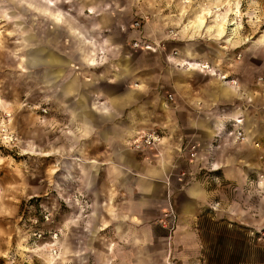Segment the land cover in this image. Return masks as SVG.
Instances as JSON below:
<instances>
[{
	"label": "rangeland",
	"instance_id": "obj_1",
	"mask_svg": "<svg viewBox=\"0 0 264 264\" xmlns=\"http://www.w3.org/2000/svg\"><path fill=\"white\" fill-rule=\"evenodd\" d=\"M28 2L0 0V264H93L71 259L69 200L56 197L54 188L57 162L62 157L70 159L71 136L61 134V127H69L70 122L60 119L68 105L61 104L58 91L48 87L45 91L40 84L50 78L55 88L66 76L60 90L69 99L76 76L69 71L77 70L72 58L78 50L67 26L40 15L35 8L39 0ZM59 7L108 50L113 40L121 42L125 96L111 103H124V99L141 103L133 137L156 129L164 139L172 125L170 109L177 103H199L200 87L209 81L211 68L218 73L212 95L234 92L220 90L219 74L224 72L227 78L222 81L237 90L240 85L234 80L231 84V79L249 84L251 114L254 108L257 113L264 111V0H60ZM217 13L230 18L220 32ZM200 15L206 26L190 25ZM39 48L43 50L41 64L34 61ZM107 51L97 47L99 64ZM187 51L211 68L188 70L181 64V59L191 58ZM217 51L223 53L222 60ZM51 55L59 60L48 61ZM108 72L106 66L91 71L92 83L104 85ZM185 79L187 85L177 83ZM170 92L174 99L168 98ZM94 97L92 103L105 102L99 95ZM78 103L90 101L80 98ZM253 141L255 150L250 151V170L245 173L248 183L219 190L223 197L236 198L239 207L250 204V226L226 212L216 215L211 208L204 209L198 220V258L207 264H264V184L260 183L264 180V136ZM61 145L63 151H57ZM172 238L168 237V244ZM169 259H173L172 250L167 258L155 253L150 257L151 264H168Z\"/></svg>",
	"mask_w": 264,
	"mask_h": 264
},
{
	"label": "crops",
	"instance_id": "obj_2",
	"mask_svg": "<svg viewBox=\"0 0 264 264\" xmlns=\"http://www.w3.org/2000/svg\"><path fill=\"white\" fill-rule=\"evenodd\" d=\"M39 1L35 8L40 15L50 17L53 24L67 26L78 50L76 58H72L76 59L77 70L69 71L76 75L74 93L69 99L60 90L66 76L55 88L51 87L50 78L40 80L45 91L47 87L58 91L61 104L68 105L64 106L67 112L62 113L60 119L65 117L70 122L69 127H61V134L71 136L70 159L62 157L57 162L54 188L56 197L69 200L71 259L93 264H151L150 257L154 253L167 258L168 251L172 250L173 259H169L168 264H200L198 220L204 209L211 208L216 215L226 212L250 226V204L239 207L236 198L230 200L219 193L223 186L237 188L240 183H248L245 173L250 170V151L255 150L253 139L264 136V111L257 113L254 108V113H250L249 84L237 78L240 85L237 90L222 81V76L227 74L221 72L220 90L224 94L234 92L214 96L211 90L216 88L214 75L218 73L210 67L211 77L200 87L199 103H177L170 109L172 125L163 141L141 150L133 149L128 141L141 118V103H125V99L124 103H111L112 99L121 100L125 96L127 76L121 73L125 57L121 42L113 40L108 50L98 38L90 37L72 23L60 9V0ZM26 3L31 2L26 0ZM89 9L96 13L94 7ZM218 14H226L230 20L227 13ZM97 47L104 53L108 50L100 64ZM42 51L39 48L34 57L40 64ZM187 52L191 58L181 59V64L188 70L200 69L205 64L195 60L192 51ZM222 54L216 52L220 60ZM58 60L55 55L48 57L50 62ZM102 66L109 68L105 84H93L91 71ZM112 67L118 70L112 71ZM177 83L187 85L189 81ZM97 95L106 103H92ZM80 98H88L90 103H78ZM239 117L243 118L242 126L248 139L232 141L218 137L224 125ZM84 140L87 142L82 143ZM192 142L200 144L197 158L189 155ZM58 150L62 152L63 146ZM243 159L245 164L241 162ZM260 183L264 184V180ZM170 205H174L178 213V224L168 244L167 231L160 221L164 209ZM162 264L167 263L162 261Z\"/></svg>",
	"mask_w": 264,
	"mask_h": 264
},
{
	"label": "built area",
	"instance_id": "obj_3",
	"mask_svg": "<svg viewBox=\"0 0 264 264\" xmlns=\"http://www.w3.org/2000/svg\"><path fill=\"white\" fill-rule=\"evenodd\" d=\"M139 24V22H137ZM139 44L138 42L135 45ZM209 64V63H208ZM207 67V66H203ZM236 81L235 79H231V81ZM168 98L174 99L173 93L167 94ZM243 118H233L229 123L224 125V130L218 133V137H223L226 140H245L248 139L247 133L244 130L242 123ZM163 139L160 133L157 132L156 129L145 130L143 132L135 135L130 142V147L133 149L141 150L147 146H155L159 144ZM256 145L259 143L256 142ZM199 147L200 144L198 142H192L189 145V155L190 158H197L199 155ZM264 176V175H263ZM163 216L161 218V225L167 231L168 237H172L176 231L178 224V213L174 207V205H170L169 208L164 209ZM48 218V215H46ZM57 235V233H55ZM56 249H54V252ZM200 264H207L205 260H200Z\"/></svg>",
	"mask_w": 264,
	"mask_h": 264
},
{
	"label": "bare ground",
	"instance_id": "obj_4",
	"mask_svg": "<svg viewBox=\"0 0 264 264\" xmlns=\"http://www.w3.org/2000/svg\"><path fill=\"white\" fill-rule=\"evenodd\" d=\"M209 13H211V11H209L208 12V14ZM226 15V14H225ZM216 19H217V21H218V31L220 32V29H221V31L224 29V27H225V24L226 23H229V19L226 17V16H224V15H222V14H218L217 16H216ZM190 25H192L193 27H195V28H202V27H205L206 26V21H205V18H204V16H202V15H200L199 17H198V19H197V21H190ZM212 28V26H208V29H211ZM203 66H207V67H209L210 68V65L209 64H203L202 65V67ZM227 78V76L226 75H223L222 76V79H226ZM234 83H235V81H234Z\"/></svg>",
	"mask_w": 264,
	"mask_h": 264
}]
</instances>
